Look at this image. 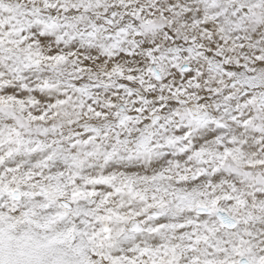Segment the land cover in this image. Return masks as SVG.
Returning a JSON list of instances; mask_svg holds the SVG:
<instances>
[{
    "label": "snow or ice",
    "instance_id": "6c2138e0",
    "mask_svg": "<svg viewBox=\"0 0 264 264\" xmlns=\"http://www.w3.org/2000/svg\"><path fill=\"white\" fill-rule=\"evenodd\" d=\"M0 264H264V0H0Z\"/></svg>",
    "mask_w": 264,
    "mask_h": 264
}]
</instances>
